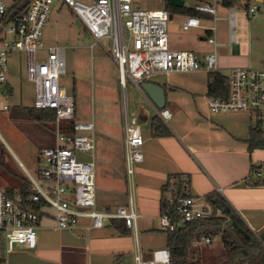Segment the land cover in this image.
<instances>
[{
	"label": "built area",
	"instance_id": "1",
	"mask_svg": "<svg viewBox=\"0 0 264 264\" xmlns=\"http://www.w3.org/2000/svg\"><path fill=\"white\" fill-rule=\"evenodd\" d=\"M17 1L0 0V111L9 110L12 105L5 97L7 93L12 94L9 86L10 60L18 52L23 56L22 64L25 62L26 78L34 85L33 106L51 108L57 113L58 142L55 147H47L40 152L38 174L30 179L35 193L26 198L21 187L13 192L0 188V236L3 237L5 251L9 253L19 246H37V230L42 217L38 212L27 209L30 200H44L54 210L53 227L56 230L76 229L84 217L92 220L88 228H101L105 219L112 218H123L129 227L136 228V165L144 160L145 143L141 124L136 119L126 120L128 206L100 211L97 209L95 162L79 159L84 152L95 150V124L93 121L76 119L75 95L68 93L61 85L67 68L65 49L58 45L46 47L42 41L55 0H30L24 12L12 13ZM60 2L78 16L96 42L109 41V52L119 66L120 83L124 88L129 80L141 87V83L156 72L221 71L217 52L219 43L214 35L208 38L214 49L203 60L194 50L171 48L168 33L171 19L166 4L151 9L137 5L136 0ZM195 8L217 18L218 9L214 3L198 2ZM238 8H246L250 16H257L261 9L258 2L247 5L245 0L229 8L233 40L237 37ZM193 27H202L201 18L187 16L183 29ZM215 29L210 27L211 32ZM9 33L18 39L9 41ZM39 49L48 50L43 61L37 59ZM225 75L230 88L229 96L210 94V110L215 113L248 111L254 116L255 124L259 123L264 130V65L261 68L234 66ZM161 115L167 120L172 113L164 109ZM72 120L75 121L71 134L66 126ZM255 174L262 177L264 167H257ZM164 194L168 203L174 206L173 212L162 211L160 225L164 230H176L187 222L218 217L220 214L214 211L211 203L194 196L188 189L178 193L176 182L168 183ZM200 240L211 242L212 237L203 235ZM193 242L196 244V239ZM135 257L137 264H173L168 247L154 250L150 260H143L138 252Z\"/></svg>",
	"mask_w": 264,
	"mask_h": 264
},
{
	"label": "crops",
	"instance_id": "2",
	"mask_svg": "<svg viewBox=\"0 0 264 264\" xmlns=\"http://www.w3.org/2000/svg\"><path fill=\"white\" fill-rule=\"evenodd\" d=\"M254 1L264 3L263 0ZM198 2L216 4L217 18L209 13L198 15L202 27L191 29L200 28L205 36L201 40L186 39L185 45L199 49L193 50L203 60L214 49L208 40L214 35L219 43L217 52L221 72L226 74L234 66L256 67L254 64L262 56L254 55L253 32L250 33V43L244 34L242 43L238 34L233 40L229 7L222 5L221 0H196L190 6ZM180 16L183 17V29L187 15ZM210 27L216 29L211 32ZM203 43L208 46H202ZM171 48L182 49L180 44ZM22 57L17 52L10 60L9 84L12 85L13 104L34 107V101L25 104L17 95L19 76L14 68H21ZM129 81L142 98V101L135 98L132 118L124 106L125 118L83 121L95 124L96 147L89 160L95 162L97 209L100 211L128 206L126 120L136 119L141 124L145 143L144 160L136 165L137 227H129L130 232L123 234L118 227L124 219L114 218L116 223L106 219L103 227L88 228L92 220L84 217L76 229L56 230L54 216H47L42 218L37 230V246H19L9 253L3 246L0 248V264H137V252L143 260H150L154 250L166 247L167 236L165 241L158 237L147 239V236L164 234L160 225L162 199L165 187L175 177L196 197L207 200L211 193L221 194L256 234L264 233V184H256L260 177L252 169L254 164L264 167V149H249L254 116L248 111L212 112L209 108L210 73L205 69L156 72L148 77L144 82H155L165 89L164 108L158 107L141 87ZM164 109L172 113L167 120L161 115ZM117 111L119 113V109ZM156 116L169 128V135L153 134L152 120Z\"/></svg>",
	"mask_w": 264,
	"mask_h": 264
},
{
	"label": "rangeland",
	"instance_id": "3",
	"mask_svg": "<svg viewBox=\"0 0 264 264\" xmlns=\"http://www.w3.org/2000/svg\"><path fill=\"white\" fill-rule=\"evenodd\" d=\"M82 1L94 2V0ZM136 1L137 5L151 9L167 5L169 1L189 6L196 2V0ZM260 8V14L257 16H250L246 8L237 9V34L241 43L243 34L250 43V33L253 32L254 55L262 56L254 65L261 68L264 62V3L260 4ZM182 19L180 14H174L173 19L169 21L168 33L171 47L174 44H180L182 49L193 50L195 47L185 45V40H201L205 32L200 28L184 31ZM7 39L14 41L18 38L9 33ZM42 41L46 47L58 45L65 49L67 68L61 79V85L68 93L75 95L77 119H93L99 122L102 119L125 118L124 106L127 108L129 117H133V102L136 97L141 101L142 98L130 81L124 93V88L120 83L119 66L109 52V41L104 39L103 43L96 42L78 16L60 0H55L52 4L49 20L43 30ZM202 46H208V44L203 43ZM195 50L199 51V49ZM47 53L48 50L39 49L37 59L45 60ZM15 59L18 60L17 56ZM14 70L18 71L19 76L17 95L21 96L23 103H32L34 85L26 78L25 62L20 69L15 66ZM9 86L12 85L9 84ZM5 98L13 104L12 94L7 93ZM115 106L119 109V113ZM57 142L58 125L55 121L35 119L30 110L14 104L9 110L0 111V188H19L27 179H31L30 174L37 176L40 152L44 148L55 147ZM93 151L92 149L84 152L79 159L89 161V155ZM151 237L164 238L165 241L166 234L148 235L147 239ZM195 239L197 243L193 242L191 254L194 264H223L226 262L227 254L220 236L212 238L211 242ZM4 254L7 253L4 251Z\"/></svg>",
	"mask_w": 264,
	"mask_h": 264
},
{
	"label": "trees",
	"instance_id": "4",
	"mask_svg": "<svg viewBox=\"0 0 264 264\" xmlns=\"http://www.w3.org/2000/svg\"><path fill=\"white\" fill-rule=\"evenodd\" d=\"M240 0H221V4L226 7H236ZM25 0H19L15 3L12 13L24 12ZM247 5H250L254 0H245ZM264 2V0H263ZM167 9L170 14H184L187 16L196 15L201 16L207 14L195 8V6L184 5L182 3L168 2ZM226 75L221 72L210 73L209 94L215 96H229L230 88L226 81ZM12 93V89L10 88ZM30 110L35 119L41 121H56L57 113L51 108H37L26 107ZM77 113V108H76ZM66 126L68 133H73V123ZM153 134L155 136H165L170 134L169 128L157 116L152 120ZM250 151L254 149H264V130L259 127V123L255 124L251 131L250 137ZM261 165L254 164L252 167L255 173L257 167ZM171 181L178 182V193H182L186 188L184 183L175 177ZM256 184H264V175L259 178ZM24 196L27 198L30 194L35 193L34 188L31 187V180L27 179L21 186ZM166 188V187H165ZM15 188H9V191H14ZM207 201L211 203L215 212H219L218 217H207L195 221L185 223L176 230H164L167 236L166 247L171 250V257L173 264H194L191 259L192 248L194 246L193 240L200 239L203 235H210L212 238L220 236L227 254V260L223 264H264V233L262 235L256 234L246 221L234 211L228 202L221 196V194L214 192L206 197ZM27 209L34 210L44 218L47 216H54V211L46 205L44 200L40 202H28ZM174 210V206L167 201L166 195L162 199V211ZM112 222L116 223L112 218ZM120 232L128 234L130 228L126 220L118 227ZM0 248H3V237L0 236Z\"/></svg>",
	"mask_w": 264,
	"mask_h": 264
},
{
	"label": "water",
	"instance_id": "5",
	"mask_svg": "<svg viewBox=\"0 0 264 264\" xmlns=\"http://www.w3.org/2000/svg\"><path fill=\"white\" fill-rule=\"evenodd\" d=\"M30 0H25L23 7L28 8ZM173 17V14H170V19ZM142 90L146 93L148 97H150L158 107L164 108L166 103V92L165 89L155 83V82H142L141 83Z\"/></svg>",
	"mask_w": 264,
	"mask_h": 264
}]
</instances>
